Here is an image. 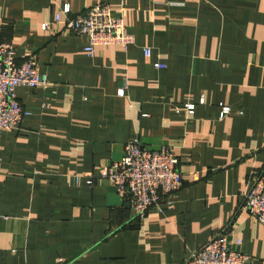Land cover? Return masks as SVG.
<instances>
[{"label":"crops","instance_id":"1","mask_svg":"<svg viewBox=\"0 0 264 264\" xmlns=\"http://www.w3.org/2000/svg\"><path fill=\"white\" fill-rule=\"evenodd\" d=\"M100 4L132 46L90 55L56 23ZM3 42L49 86L19 88L32 114L0 135V264H185L226 228L264 264V227L241 211L264 172V0H0ZM134 139L172 147L184 177L142 220L98 178Z\"/></svg>","mask_w":264,"mask_h":264},{"label":"built area","instance_id":"2","mask_svg":"<svg viewBox=\"0 0 264 264\" xmlns=\"http://www.w3.org/2000/svg\"><path fill=\"white\" fill-rule=\"evenodd\" d=\"M56 23L64 25L68 33L87 37L89 45L86 52L90 55L99 46L129 48L135 43L134 36L127 33L124 21L112 16L108 4L97 5L74 17L71 8L66 6L56 15ZM144 53L148 58L152 56L149 48L144 49ZM156 67L166 68L165 65ZM48 86L49 79L41 74L34 53L28 51L18 58L11 43L0 44V135L7 131H19L24 117L32 114L20 103L17 90ZM121 95H125V90ZM184 108L189 114H194L193 105ZM229 113L230 109L224 108L223 116ZM85 177L87 184L94 183L92 174ZM98 178L113 185L121 196L128 195L131 209L141 220L152 210L162 212L167 199L178 192L184 183L180 159L175 150L170 146L159 149L146 147L140 139L127 143L122 158L104 167ZM241 211L252 215L264 227V172L254 178ZM241 245L242 241H232L231 232L226 228L217 233L208 245L195 252L185 264H253L251 256L238 250Z\"/></svg>","mask_w":264,"mask_h":264}]
</instances>
